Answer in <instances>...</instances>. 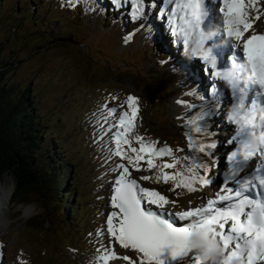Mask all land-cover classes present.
Here are the masks:
<instances>
[{"label":"rangeland","instance_id":"1","mask_svg":"<svg viewBox=\"0 0 264 264\" xmlns=\"http://www.w3.org/2000/svg\"><path fill=\"white\" fill-rule=\"evenodd\" d=\"M0 1V24L7 17L8 26L16 33L15 38L9 37L1 49L5 60L10 59L13 67L5 79V88L24 85L29 77L34 78L33 101L39 106L40 116L46 119L53 113L49 123L53 119L56 122L54 127L48 125L45 132L58 135L64 141L62 145L66 155L73 159L82 156L79 174L83 183L81 191L86 194L79 199L83 206L95 211L81 221L82 226H78L79 221L74 231L65 232L64 229L51 227L40 234V230L27 231L29 227L26 223L40 213L38 205L17 206L10 198V224L6 232L0 230V264H20L21 260L24 264H101L99 257L103 253L100 249L109 245L106 219L112 211L111 189L119 174L114 169L121 162L110 152L114 148L112 133H104L109 125L118 122L122 111H130L127 108L129 95L138 98L135 134L143 136L145 141H158V148L165 145L171 147L176 157L200 156L211 168L209 176L212 183L206 187L197 184V191L194 192L184 188L173 190V181L156 182L157 170L136 172L130 167L133 178L141 186L158 190L175 201V205L168 206L170 213L200 207L220 192L226 177V171L220 165L228 162L223 153L228 151L229 154L230 150H234L233 144L228 147L231 136L227 133L226 123L230 120L233 128L235 122L230 119L229 105H225L228 99L225 102L220 100L221 96L211 90L212 76H202L205 80L203 85L201 77L197 79V74H190L193 73L189 71L191 65L203 75L205 72L200 69L202 65L198 58H183L187 54L185 49H191L188 43H182L184 47L180 48L183 51L180 56L175 55V46L181 42L179 34L176 40H171L175 38L171 35L172 22L166 25L164 34L156 31L152 24H159L161 17L155 11L149 19L143 17L138 20L137 25L146 24L139 29L131 24V0L130 9L126 8L128 0H122L120 5H113L111 0H78L74 8L67 6L66 0ZM21 9L27 12L24 17L26 23L20 20ZM37 13L42 16L35 17ZM37 21L39 25H35ZM255 25V31L264 34V25ZM32 26L37 29L35 33ZM129 33L133 35L126 43ZM161 36L170 39L171 43L161 47ZM182 67H185V75L181 74ZM159 90L165 94L162 105L157 96ZM190 92L196 94L189 95ZM105 105L109 109L115 107V115H109ZM202 111H210L211 114L200 121L206 134H197L191 121ZM224 111L227 119L219 115ZM59 115L62 117L57 118ZM221 126L225 128L219 131ZM189 135L194 140L215 142L217 147L211 150L212 156L190 153ZM133 147L139 148V144L134 142ZM163 162L171 163L172 160L168 157L157 160V163ZM142 167L146 169L147 165L142 164ZM185 168L186 162L181 160L176 169L165 171L172 173ZM142 175H149L152 179L140 180ZM0 181L11 195L13 184L10 177L5 176ZM20 207H32L33 212L25 218ZM116 251L121 256L131 255L119 246ZM109 264L125 262L114 259Z\"/></svg>","mask_w":264,"mask_h":264},{"label":"snow or ice","instance_id":"2","mask_svg":"<svg viewBox=\"0 0 264 264\" xmlns=\"http://www.w3.org/2000/svg\"><path fill=\"white\" fill-rule=\"evenodd\" d=\"M77 2L66 0L67 6L72 8L76 7ZM111 2L120 5L122 0ZM222 3L223 6L219 7L223 15L220 34L232 42L231 48L242 49L240 58L246 61L248 83L255 85L259 94L264 96V34H258L254 29V24L264 15V7L261 6L264 0H222ZM146 4L151 6L152 0H131L135 20L144 17ZM177 9L183 13L179 16L181 25H177L173 19L177 17ZM209 15L206 0H183L171 8L167 18L173 23L171 35H182L185 44L195 35V54L215 70L216 78L226 81L233 92L238 93L230 116L238 125V130L229 140L234 150L227 155L231 166L229 178L234 183L229 186L226 179L220 192L207 200L206 205L170 213L168 206L176 202L158 190L141 186L133 178L130 167L136 172L157 170V183L161 180L165 183L173 181V190L184 188L189 192L197 191V184L206 187L212 183L209 176L211 168L200 156L176 157L171 147L165 145L158 148V141H145L143 136L136 135L138 98L129 95L127 108L130 111H122L118 122L109 125L104 133H112L114 148L110 152L121 162L114 169L119 174L111 189L112 211L106 219L109 245L100 249L103 253L99 257L101 264H109L114 259H121L125 264H264V171L258 170V174L249 173L237 178L250 159L257 155L264 157V136L256 135L255 101H252L251 107L245 102L248 91L243 83L245 65L236 68L233 59L231 69L220 70L219 53L214 52L212 47L205 49V42L212 35L206 33L204 28ZM145 26L144 23L137 25L139 29ZM132 35L128 34L126 43ZM170 43L167 37H160L161 47ZM104 108L109 115H115L117 111L115 107L109 109L107 105ZM210 114V111H202L191 121L197 134L205 133L200 121ZM134 142L139 144V148L133 147ZM216 147L215 142L194 140L191 135L188 136L190 153L211 157V150ZM165 157L171 158L172 162L157 163V160L162 161ZM181 160L186 162L184 170L165 171L176 169ZM142 164H146L147 168H143ZM150 179L152 177L149 175L140 177L143 181ZM117 246L131 255L121 256L116 251ZM217 251L219 255L214 260ZM20 264H24V261L21 260Z\"/></svg>","mask_w":264,"mask_h":264},{"label":"trees","instance_id":"3","mask_svg":"<svg viewBox=\"0 0 264 264\" xmlns=\"http://www.w3.org/2000/svg\"><path fill=\"white\" fill-rule=\"evenodd\" d=\"M26 14L21 9L20 20ZM41 16L37 13L35 17ZM6 19L0 24V180L10 177L13 184L10 196L15 205L35 204L40 208L39 214L26 221L27 231L40 230L43 234L51 227L74 231L79 221L78 226H82L81 221L95 214L94 209L83 206L79 199L86 194L81 191L83 183L79 174L82 156L73 159L66 155L64 141L58 135L45 132L48 125L54 127L56 122L53 119L49 123L53 113L46 119L41 118L39 106L33 101V77L24 85L5 88V79L13 67L1 49L9 37L16 36ZM32 30L35 33L37 29L32 26Z\"/></svg>","mask_w":264,"mask_h":264},{"label":"bare ground","instance_id":"4","mask_svg":"<svg viewBox=\"0 0 264 264\" xmlns=\"http://www.w3.org/2000/svg\"><path fill=\"white\" fill-rule=\"evenodd\" d=\"M130 0H128L127 1V5H126V8H128V9H130L131 7L129 6V4H130V2H129ZM213 1L214 0H210V6H209V9H210V15H209V17H208V25H209V27H210V32L209 33H211L212 35L209 37V39L208 40H206V42H205V49H207L208 47H212L213 48V50H214V52H217V53H219V56H222L223 58H228V54H227V51H228V46H229V44H231L232 42L231 41H229L228 40V38L225 36L224 38L225 39H227L228 40V43L229 44H227V46H226V44L223 46L222 45V42H221V40L223 39V36H220V33H221V31H222V21H220V20H217V19H215V16H214V5H213ZM183 2V0H173L172 2H169L168 0H152V4H151V6H148L147 4L145 5V7H144V18H150L151 16H152V14H153V12H155V13H159V15H160V17L162 18H160V21H159V24H152L153 25V27L155 28V30L156 31H158V32H162L163 34H164V28L166 27V25L168 24V23H171L170 21H169V19L167 18L168 16H169V14H170V11H171V8H173V7H175V4L176 3H182ZM215 2H219V3H221V5H223V3H222V0H216ZM220 5V4H219ZM262 7H264V5H261ZM148 9H147V8ZM149 15H150V17H149ZM181 15V12H180V10L179 9H177V17H174L173 19L175 20V22H176V24L177 25H181L182 24V21H180L179 20V16ZM125 16V15H124ZM137 22H138V20H135L133 17H132V19H131V24L132 25H137ZM149 23H152V21H150ZM259 26H261V25H264V15H262L261 16V19L259 20V21H257L256 22ZM255 23V24H256ZM254 24V25H255ZM256 26V25H255ZM258 27V26H257ZM126 28H129V27H126ZM152 28V27H151ZM204 28H205V25H204ZM256 28V27H255ZM178 36V35H177ZM196 39H197V37L195 36V35H193L190 39H189V41H188V45H189V47L191 48V46L193 45V44H195V47L193 48V49H195L196 48ZM217 39H219L218 41H217ZM178 40H179V42H181V44L182 43H184V40H183V38H182V36L179 34V36H178ZM213 41H215V43H213ZM178 43V42H177ZM178 46H179V44H177ZM184 45V44H183ZM176 49H179V50H176ZM239 51H241V49H238ZM176 53H175V55L177 54V55H180L181 53H183V51H182V49H180L179 47H176L175 46V50H174ZM194 51V50H193ZM193 54V56H194V58L195 59H199L200 61H203L202 59H200L196 54H195V52H193L192 53ZM176 55V56H177ZM179 58V60H182L180 57H178ZM195 61V60H194ZM222 62L225 64L227 61H224V60H222ZM178 67H180L181 68V66L180 65H178ZM235 67L236 68H238V65L237 64H235ZM183 68H185V67H182V70H183ZM218 68L220 69V70H228V69H231L232 68V66L230 65V64H228L227 66H225V67H222L221 65H220V62H218ZM200 69H202V72H205V74L203 75L202 73H201V71L200 70H198V68L196 67V66H193V65H191V68H189V71L191 72V71H193V73L191 72L190 74L191 75H196L197 74V79H198V77H201L200 78V81L202 82V83H204L203 85H205V80L203 79V77L202 76H205L206 78H207V76L208 75H211L212 76V78H213V81L214 82H211L212 83V85H213V87L211 88V90H214L216 93H218V95H220L221 97H220V100H222V101H224L225 102V100L226 99H228L227 101H226V103H225V105L228 107V105H229V110H230V108H232V101H234V100H237L238 99V93H235V92H233L232 90H229L228 89V84H227V82L226 81H223V80H220V79H218V78H216L215 77V75H214V72H215V70H213V69H211V67H210V65L208 64V65H204V67H201ZM176 73H177V71H176ZM186 74L185 73V70H183V72H181V74ZM210 73V74H209ZM196 78V77H195ZM209 78V77H208ZM202 79V80H201ZM208 81V80H207ZM230 86V85H229ZM206 92V91H205ZM204 91H203V93H205ZM206 94V93H205ZM205 96V95H204ZM213 102V101H212ZM215 105H217L216 103H215ZM226 111H224V112H221V114H219L220 116H223V117H225L226 119H227V113H225ZM230 114V113H229ZM225 118H224V122L226 121L225 120ZM227 122L228 123H226V125H227V127H228V131H227V133H228V135H229V137H230V139L234 136L233 134H235L236 132H237V130H234V128L235 127H233L232 128V126H231V124H229V122H230V120H227ZM229 125H230V127H229ZM223 128H225V126H221V127H219L218 128V130L220 131V130H223ZM225 130V129H224ZM232 131H234V132H232ZM222 132V131H221ZM232 134V135H231ZM232 143H230V144H228V147H230V145H231ZM225 154H227L228 155V151H226V152H224L223 153V155L227 158V155H225ZM258 156V155H257ZM253 162V158L252 159H250L248 162H247V164L246 165H248V164H251ZM221 166H223V167H221ZM220 167H221V169H223V170H225L226 171V179L227 180H229L230 178H229V172H228V170L230 169V165H229V163L227 162V163H225L224 165L222 164V165H220ZM246 171V169H243L241 172H245ZM224 178V179H225ZM222 179H220L219 181H221ZM2 181H0V230L2 231V232H6L7 231V229H8V227H9V224H10V214H11V211H12V209H11V204H10V198H11V196H10V193L8 192V190H6V188L3 186V184L1 183ZM233 185V182L231 183V186ZM206 203H207V201L205 202H203L202 204H201V206L202 205H206ZM21 208V207H20ZM22 209V212H23V216L26 218L27 216H29L32 212H33V208L32 207H26V208H21Z\"/></svg>","mask_w":264,"mask_h":264},{"label":"water","instance_id":"5","mask_svg":"<svg viewBox=\"0 0 264 264\" xmlns=\"http://www.w3.org/2000/svg\"><path fill=\"white\" fill-rule=\"evenodd\" d=\"M159 88H160V87H159ZM143 93H145V91H143ZM140 94H141V93H140ZM164 96H165L164 92L161 91V90H159V93H158V99H159L161 105H162V100H163ZM169 132H170V131H169ZM170 133H171V132H170ZM172 133H173V132H172ZM132 176H133V174H132Z\"/></svg>","mask_w":264,"mask_h":264},{"label":"clouds","instance_id":"6","mask_svg":"<svg viewBox=\"0 0 264 264\" xmlns=\"http://www.w3.org/2000/svg\"><path fill=\"white\" fill-rule=\"evenodd\" d=\"M218 255H219V253L217 251V253L213 256V259L216 260L218 258Z\"/></svg>","mask_w":264,"mask_h":264}]
</instances>
